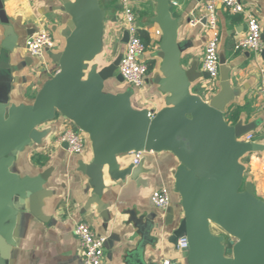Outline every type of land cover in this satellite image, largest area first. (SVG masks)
I'll return each instance as SVG.
<instances>
[{
	"label": "water",
	"instance_id": "1",
	"mask_svg": "<svg viewBox=\"0 0 264 264\" xmlns=\"http://www.w3.org/2000/svg\"><path fill=\"white\" fill-rule=\"evenodd\" d=\"M155 2L152 23L162 33L155 83L166 105L159 112L151 115L149 109L135 108L132 88L118 94L106 90L109 80L125 81L118 71L122 52L104 67L95 63L104 49L107 12L101 0L65 4L72 25L62 32L64 48L51 54L59 70L44 83L33 103L15 104L0 98V264H10L18 244L20 215L46 184L43 175L19 171L20 155L42 142L47 132L40 128L59 115L90 141L93 160L84 172L98 198L105 189V169L118 172L120 155L174 154L180 163L173 172L174 189L183 218L167 239L176 248L179 239H187L188 264H264V200L245 180L242 162L247 154L263 150L260 144L244 139L256 123H230L223 109L194 93V84L209 74L197 72L195 65L184 68L181 22L173 16L170 0ZM128 40L125 31L122 42ZM135 223L144 248L149 231ZM213 226L222 233L216 234ZM141 248L133 264H146Z\"/></svg>",
	"mask_w": 264,
	"mask_h": 264
},
{
	"label": "crops",
	"instance_id": "2",
	"mask_svg": "<svg viewBox=\"0 0 264 264\" xmlns=\"http://www.w3.org/2000/svg\"><path fill=\"white\" fill-rule=\"evenodd\" d=\"M75 0H0V98L15 104H31L44 83L59 70L51 58L31 56L27 39L41 27L46 28L58 43L56 52L65 46L62 32L72 25L65 10L67 2ZM140 31L149 41L144 55L148 64L156 61L142 89L127 83L113 81L109 92L118 94L128 88L134 93L132 103L137 109L159 112L165 105V96L155 83L160 59L154 49L160 30L152 23L156 14L155 0H129ZM208 0H170L171 11L180 20L179 42L184 51L182 64L189 69H202L206 43L211 35L205 26V9ZM247 9L259 20L263 48L260 53L237 51L235 44L245 37L243 16L233 14L223 4H218L220 43L219 58L222 63L219 77L214 83L201 79L194 84V93L205 101L223 109L227 116H236L237 122L256 123L251 141L263 150L247 154L242 162L246 166L245 180L254 185L256 196L264 200V101L260 93L261 67H264V0H243ZM107 12L105 19L104 49L99 56L108 65L126 44L122 42L126 31L120 0H101ZM201 19L200 23H192ZM98 57V58H99ZM97 58V59H98ZM96 63V62H95ZM103 66V67H104ZM71 122L62 116L40 128L47 135L40 144L28 148L20 155L18 168L23 175H43V191L30 199L29 209L20 215L16 229L17 247L10 264H84L81 246L74 234L78 223L89 224L94 231L108 238L103 264H133L141 248V234L137 224L148 229V241L143 255L146 264H161L170 258L177 264H188L187 253L179 251L168 237L183 218L179 194L174 189L173 172L180 165L173 153L163 151L144 153L134 165V153L118 157L120 170L104 171L105 189L96 197L85 174V167L93 160L90 141L82 154H72L57 137ZM168 188L172 203L167 210L156 207L152 193ZM140 253V252H139Z\"/></svg>",
	"mask_w": 264,
	"mask_h": 264
},
{
	"label": "built area",
	"instance_id": "3",
	"mask_svg": "<svg viewBox=\"0 0 264 264\" xmlns=\"http://www.w3.org/2000/svg\"><path fill=\"white\" fill-rule=\"evenodd\" d=\"M120 3L129 40L126 43L118 71L128 85L132 88L142 89L146 85L150 71L148 64L141 57H144L149 47L146 46L140 36V27L136 22L130 1L120 0ZM220 3L233 14L242 15L246 23L245 37L237 41L235 49L237 51L260 53L263 48V36L259 20L252 11L247 9L243 0H208L204 18L206 21L205 26L208 27L211 35L206 43L202 69L209 74L211 83H214L219 77L220 67L222 66L219 58L220 30L217 14V6ZM200 22L201 19H197L192 24L196 25ZM161 35V30H157V39L154 43V49L157 52L159 51ZM26 47L31 56L44 59L47 51H57L58 43L46 28L41 27L27 39ZM260 74V93L264 101V67H261ZM252 139L253 136L249 135L246 140L251 141ZM56 142L60 145L66 144L72 154H82L87 147L88 137L83 132L77 131L71 122L57 137ZM143 154L142 152L134 153V165L140 163ZM151 201L156 207L167 210L172 203L170 191L165 187L154 191ZM74 234L80 242L83 263L103 264L108 238L97 234L89 224L83 222L76 224ZM177 249L187 253L188 241L186 238L179 239ZM161 264L177 263L170 258H164Z\"/></svg>",
	"mask_w": 264,
	"mask_h": 264
},
{
	"label": "trees",
	"instance_id": "4",
	"mask_svg": "<svg viewBox=\"0 0 264 264\" xmlns=\"http://www.w3.org/2000/svg\"><path fill=\"white\" fill-rule=\"evenodd\" d=\"M140 36L143 39V41L145 42L146 46L149 47V45H150L149 41H148V39H146V37H144L145 33L140 31ZM155 64H156V61H151L148 63L149 71H152L154 69ZM227 121L230 123H236L237 117L236 116H227Z\"/></svg>",
	"mask_w": 264,
	"mask_h": 264
},
{
	"label": "rangeland",
	"instance_id": "5",
	"mask_svg": "<svg viewBox=\"0 0 264 264\" xmlns=\"http://www.w3.org/2000/svg\"><path fill=\"white\" fill-rule=\"evenodd\" d=\"M95 62H96V64L99 65V67H103V66L106 64V62L103 61V58H102V57H99ZM112 82H113V81H108V82H107V84H106V90H107V91H111V90L113 89V83H112ZM125 83H126V82H125ZM212 229H213V231H214L216 234H220V233H222V231H221L219 228H217L216 226H213Z\"/></svg>",
	"mask_w": 264,
	"mask_h": 264
}]
</instances>
